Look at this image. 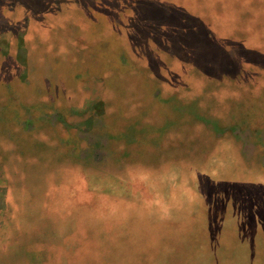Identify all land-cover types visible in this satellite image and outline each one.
I'll list each match as a JSON object with an SVG mask.
<instances>
[{"label": "rangeland", "instance_id": "374dc122", "mask_svg": "<svg viewBox=\"0 0 264 264\" xmlns=\"http://www.w3.org/2000/svg\"><path fill=\"white\" fill-rule=\"evenodd\" d=\"M0 264H264V0H0Z\"/></svg>", "mask_w": 264, "mask_h": 264}]
</instances>
